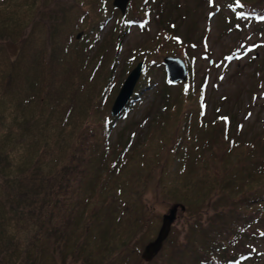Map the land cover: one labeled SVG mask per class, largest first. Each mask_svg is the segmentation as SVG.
Returning a JSON list of instances; mask_svg holds the SVG:
<instances>
[{"label":"trees","instance_id":"obj_1","mask_svg":"<svg viewBox=\"0 0 264 264\" xmlns=\"http://www.w3.org/2000/svg\"><path fill=\"white\" fill-rule=\"evenodd\" d=\"M108 1L0 0V264H142V246L135 244L152 240L141 235L148 189L157 202L181 205L195 218L212 200L229 207L214 208L208 236L197 228L174 251L168 240L147 264H245L254 257L245 245L264 237V134L236 140L245 136L242 122L220 108L206 122L204 86H193L188 63L185 83L165 82L183 86V102H170L164 88L156 110L131 124L146 123L140 139L132 132L127 142L111 145L108 128L141 100L146 84L114 118L101 109L109 84L95 91L88 85L100 69L101 49L108 41L121 47L113 34L102 40L116 18ZM207 1L227 30L241 34L251 26L263 33L264 0ZM150 2H129L136 16L118 39L148 19ZM168 42L178 44L176 35L160 29L149 54L188 58L192 43L175 53L165 50Z\"/></svg>","mask_w":264,"mask_h":264},{"label":"rangeland","instance_id":"obj_2","mask_svg":"<svg viewBox=\"0 0 264 264\" xmlns=\"http://www.w3.org/2000/svg\"><path fill=\"white\" fill-rule=\"evenodd\" d=\"M148 6L150 9L148 19L141 21L139 25L137 24L138 26H131L124 38L118 39L126 30L127 23L136 16V14L134 15L135 10L128 3L125 13L121 15L118 10L113 8L112 0L107 3L108 12H111L116 18H112L105 27L102 40L109 39L110 34H113L115 41L120 40L121 47L116 51L115 45L108 41L101 49L102 63L99 64L100 69L93 76V80L95 77L96 82L92 80V83L88 82V85L91 86V90L95 91L97 88L107 87L109 84L107 87L109 102L107 104L103 103L101 109L106 110L107 115L111 117L112 104L124 80L140 62L143 63V70L135 90L142 82L143 85L146 84V87H141V91H143L141 100L137 101L134 108L126 113L124 117L119 118L113 127L108 128V130H111L109 137L111 145L116 144L117 141L127 142L132 132L135 135L140 132V135H138L140 139L143 131L146 130V123L131 124L142 120L146 113H153L156 110L157 100L164 93V88H167L166 93L170 98V102H183L185 98L182 91L183 86H165V82H168V80L161 63L163 58L168 56L180 58L187 67L188 75V63H190L193 86L195 88L204 86L208 103L206 117L204 118L206 122L211 121L215 115V110L220 108L219 114L227 111L228 113L230 111L233 114L237 113V120L242 122V134H245V136L236 137V140L246 141L264 134V31L262 34L252 33L251 26L241 34L236 33L234 30H227L229 27L227 21L221 14L218 15L214 12V4L212 6L207 0H152V3L150 2ZM157 14H160V21L157 20ZM118 15L125 17L122 23L118 20ZM158 22L162 26H159ZM169 24H172V29ZM160 29L164 32H167L168 29V33L176 35L178 41V44L175 45L168 42L165 50L169 51L170 48H175L176 53V48L184 47L187 43L193 44L188 45L187 60L166 52L149 54L153 50L152 47H154L152 42L158 36ZM81 36L82 34H79L80 38ZM256 40L260 43L257 47L254 46ZM85 43L80 39V46L85 47L87 45ZM157 44L160 45V43ZM237 45L241 48L238 55L229 59V53ZM88 47L87 50L89 51ZM76 55L83 60L85 54L79 49ZM143 58H146L147 61L144 62ZM112 61H115L114 67H112ZM146 62L153 63L150 64L151 66L142 81ZM222 97H225V99L221 100ZM98 114H100V111ZM92 126L93 130H103L101 127H97V123H93ZM121 137L122 140H119ZM134 139L137 141V138H133V141ZM153 195H155V191L148 189L143 196L145 206L143 211L146 214L147 224L141 234L144 239L152 237L151 241L157 236L162 217L167 215L175 206L173 203H167L166 200L162 199L157 202ZM207 203H203L200 207V213L196 218L193 217L195 213H189L187 210L180 213L177 210L175 220L162 248L168 240L172 244V251L180 246L183 247L192 238L193 232L197 228L198 232L204 230L208 236L211 230L210 225L214 222L211 219L215 212L214 208L222 205V209L225 210L224 206L229 207V203L226 201L214 202V200L211 201V206ZM197 218L200 222L196 220ZM147 226L149 229H147ZM261 230L264 232V229ZM151 241L146 243L140 241L135 246L138 249L142 246V254L144 247ZM248 247L253 252L254 257L245 264H264V237L245 245L246 249ZM198 251L200 254L199 249ZM153 262L154 259L150 261V263ZM201 262L202 260L199 261V264ZM143 263L147 264L148 262L143 261Z\"/></svg>","mask_w":264,"mask_h":264},{"label":"water","instance_id":"obj_3","mask_svg":"<svg viewBox=\"0 0 264 264\" xmlns=\"http://www.w3.org/2000/svg\"><path fill=\"white\" fill-rule=\"evenodd\" d=\"M130 0H112L113 8L117 9L121 15L126 11ZM79 38V35L77 36ZM162 65L170 84L185 83L188 78V70L185 63L177 57H165L162 60ZM143 70V63H138L127 75L124 80L110 110L112 118L116 117L127 105L132 98L135 87L141 78ZM184 211L183 206L175 205L167 215L162 217L161 226L156 238L149 242L141 254L142 260L150 262L161 250L164 241L167 239L171 226L175 220L177 210Z\"/></svg>","mask_w":264,"mask_h":264}]
</instances>
